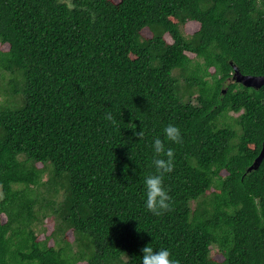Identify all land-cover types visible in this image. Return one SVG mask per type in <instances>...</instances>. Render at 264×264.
<instances>
[{"label":"trees","instance_id":"1","mask_svg":"<svg viewBox=\"0 0 264 264\" xmlns=\"http://www.w3.org/2000/svg\"><path fill=\"white\" fill-rule=\"evenodd\" d=\"M232 64L264 76L263 0H0V264H264V86Z\"/></svg>","mask_w":264,"mask_h":264},{"label":"clouds","instance_id":"2","mask_svg":"<svg viewBox=\"0 0 264 264\" xmlns=\"http://www.w3.org/2000/svg\"><path fill=\"white\" fill-rule=\"evenodd\" d=\"M105 120L115 124L111 112L105 114ZM130 128L133 129V134L139 139H143V131H135L136 125L132 123ZM164 139L159 137L153 142V166L155 174H148L144 179L145 189V208L153 216H161L166 212L171 211V197L164 187V177L166 174L174 170V151L171 148L165 147V142L181 144L183 139L180 129L175 125L169 124L163 130ZM141 264H179V262L172 258L169 250L161 248L154 251L153 247L148 244L141 250Z\"/></svg>","mask_w":264,"mask_h":264},{"label":"water","instance_id":"3","mask_svg":"<svg viewBox=\"0 0 264 264\" xmlns=\"http://www.w3.org/2000/svg\"><path fill=\"white\" fill-rule=\"evenodd\" d=\"M232 67L235 71L234 76H233V82L242 84L245 87L253 88L256 90H259L264 86V76H259V77L258 76H245L241 73L240 69L235 64H232ZM263 159H264V142H263L260 155L255 160L254 164L248 169L247 173H250L258 169Z\"/></svg>","mask_w":264,"mask_h":264},{"label":"rangeland","instance_id":"4","mask_svg":"<svg viewBox=\"0 0 264 264\" xmlns=\"http://www.w3.org/2000/svg\"><path fill=\"white\" fill-rule=\"evenodd\" d=\"M198 25L195 24V23H189L186 27H185V35L186 36H190L192 34H194L195 32H197L198 30ZM169 39V38H168ZM170 40V39H169ZM190 58H193L194 56L189 54ZM2 198V193H1V189H0V199ZM52 232V227L48 228V232L46 235H41L40 236V240H43L45 239L46 236L50 235V233ZM54 244V241H50V244L49 245H53Z\"/></svg>","mask_w":264,"mask_h":264}]
</instances>
